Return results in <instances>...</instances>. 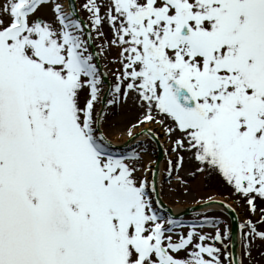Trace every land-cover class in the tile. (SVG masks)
Masks as SVG:
<instances>
[{"label":"snow or ice","instance_id":"1","mask_svg":"<svg viewBox=\"0 0 264 264\" xmlns=\"http://www.w3.org/2000/svg\"><path fill=\"white\" fill-rule=\"evenodd\" d=\"M125 106L129 141L163 129L165 179L184 184L187 157L258 217L239 225V256L218 215L162 213L159 161L139 144L112 150ZM253 250L264 257V0H0V264H253Z\"/></svg>","mask_w":264,"mask_h":264},{"label":"rangeland","instance_id":"2","mask_svg":"<svg viewBox=\"0 0 264 264\" xmlns=\"http://www.w3.org/2000/svg\"><path fill=\"white\" fill-rule=\"evenodd\" d=\"M82 0H76L77 7L79 9V4ZM83 19H86V14L83 12L79 13ZM105 33L109 34V30L107 26H105ZM103 40H97L96 44L94 45L98 53H100L99 45L102 43ZM100 62L102 65L103 70L107 73L108 79L110 82L113 80V72L116 69V65L110 63L112 59V54H109L107 57L104 55H99ZM117 114L110 115L109 121L115 125L113 129L108 132V139L111 141L112 144L118 143V145L123 144L126 140H128V136L126 135V129L129 126V121L133 120L136 113L134 110H130L127 106L123 110H113ZM154 131L157 135L160 136V147L162 149L163 159L161 162L162 170H161V180H160V195L162 201L165 205L169 207H176L180 208L181 210L184 208L191 207L196 204H200L202 201L208 199V197H213L215 199H220L225 202L231 204L232 208L235 210L238 218V224L244 223L246 219L251 218L255 221L258 217L251 216L249 217L246 212V206L242 203L236 201V198L231 194V190L228 188L227 185L223 183L222 180L217 179L215 177L208 178L204 174L197 173L194 177L191 175L192 172L195 170V162L189 161L187 157L185 158V163L181 171L179 172V176L184 179L185 183L181 184L176 179V173L174 172L171 177V181L169 182L165 177L167 173L164 171L166 167V160L169 158L165 155V149H168L170 145L167 142V138L162 135L163 129L152 125ZM135 131H139V129H135ZM139 147L137 148V145ZM137 148L138 151L141 152V155L144 157V162L147 163L149 160H156L157 156V147L152 140L148 138H144L142 141L137 142L136 144L124 149V150H116L112 149L115 153H127L129 150ZM174 158V157H172ZM201 213H208L209 215H218L221 219H224L228 222L229 220L227 217L215 210H208L203 212H193L191 214H184L179 220L184 221L185 223L190 221H197L203 219L200 216ZM166 215V214H164ZM186 231V229L184 230ZM204 231H212L211 228H205ZM241 233V229H240ZM228 243V241H226ZM240 253H241V246H240ZM253 264H264V257H261L256 250H253ZM245 264H248L247 260Z\"/></svg>","mask_w":264,"mask_h":264},{"label":"water","instance_id":"3","mask_svg":"<svg viewBox=\"0 0 264 264\" xmlns=\"http://www.w3.org/2000/svg\"><path fill=\"white\" fill-rule=\"evenodd\" d=\"M94 53H97L94 49V47L91 49ZM97 60H98V64H99V67H100V70L102 72H104V70H102L101 66H100V63H99V58H98V55H97ZM107 81H108V77H107ZM109 82V81H108ZM143 137H146V136H138L136 138V140L134 141H129V139L124 142L123 144H120V145H113V149H125L127 147H129L131 144H133L134 142L136 141H140ZM157 147V156H156V160L159 161V166L162 162V159H163V154H162V149L160 147V144L153 141ZM157 182H158V179H157ZM158 186V184H157ZM158 190H159V187H158ZM159 199L161 200V203L163 205V208L161 209L162 213L164 214H167V215H170L172 216L173 218H180L182 217V215L184 214H191L193 212H198V211H201V210H205V209H208V208H211L213 206H217L219 208H221L219 205H210L208 207H202L201 206V203L200 204H197L196 206H191V207H188V208H184L182 210H180L179 212H175L172 210L171 207L167 206L164 204V202L162 201L161 197H159ZM216 200H219V199H216ZM225 202V201H224ZM226 204H228L227 202H225ZM222 212L227 216V218L229 219L230 221V228L232 230V237H231V240H230V244L233 246V250L235 251V253L237 254L238 256V249H239V224H238V218H237V214L236 212H229L225 209H222Z\"/></svg>","mask_w":264,"mask_h":264},{"label":"bare ground","instance_id":"4","mask_svg":"<svg viewBox=\"0 0 264 264\" xmlns=\"http://www.w3.org/2000/svg\"><path fill=\"white\" fill-rule=\"evenodd\" d=\"M143 139V138H142ZM114 145H118V143H115L114 142ZM159 169H160V171H159V174H158V182H157V184H158V187H159V178H160V176H161V170H162V165H160L159 166ZM231 205V204H230ZM232 206V205H231ZM208 210H215V211H221V208H219V207H217V206H213V207H211V208H209ZM173 211H174V213L175 212H179L180 211V208H176V207H174L173 208ZM199 212H203V211H199Z\"/></svg>","mask_w":264,"mask_h":264}]
</instances>
